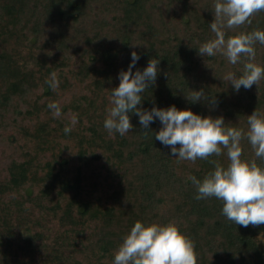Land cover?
Masks as SVG:
<instances>
[{"label":"trees","instance_id":"obj_1","mask_svg":"<svg viewBox=\"0 0 264 264\" xmlns=\"http://www.w3.org/2000/svg\"><path fill=\"white\" fill-rule=\"evenodd\" d=\"M214 4L0 0V147L8 154V174L0 178L2 264H28L25 258L36 252L37 264H113L114 252L138 220L178 222L194 243L197 264H264L258 241L264 224L236 225L222 214V201L195 199V185L187 179H202L214 167L211 161L227 165L226 149L207 159L180 160L155 140L159 120L144 130L133 113L134 126L123 136L109 135L103 126L118 72L127 68L133 48L140 54L137 68L160 59L161 71L142 108L175 104L222 115L227 126L245 131L248 114L255 108L264 112V79L236 92L226 78L241 74L244 58L230 64L220 52L205 58L197 52L215 36ZM250 21L225 29L226 35L264 30V10ZM254 47L255 61L264 64V44ZM53 74L55 89L47 83ZM74 79L81 91L64 100ZM199 89L208 99L190 101L187 96ZM52 102L61 106L59 117L48 108ZM241 146L243 157L255 158L246 138ZM10 192L21 196L10 197L14 206L4 200ZM43 215L63 229L44 237Z\"/></svg>","mask_w":264,"mask_h":264},{"label":"clouds","instance_id":"obj_2","mask_svg":"<svg viewBox=\"0 0 264 264\" xmlns=\"http://www.w3.org/2000/svg\"><path fill=\"white\" fill-rule=\"evenodd\" d=\"M264 10V0H215L214 20L210 29L214 38L196 47L202 57L222 53L230 64L245 59L239 76L230 73L226 78L232 88L239 92L241 87L250 89L264 79V64L255 61L259 42L264 44V30L238 32L227 36L225 29L250 23V17ZM136 45V44H133ZM127 68L118 72L119 84L112 88L111 106L103 122L109 135L114 132L121 136L133 128L131 114H136L142 129H151L153 121L159 120L161 127L155 131V140L170 148V155L180 160L196 161L207 159L212 154L221 155L226 149L227 165L214 164L204 177L190 175L187 179L195 185V199L210 197L223 202L222 214L236 225L247 227L264 224V112L258 109L248 114L247 130L227 126L222 115L213 116L194 112L191 108H179L175 104L161 107L156 105L142 108L145 92L154 84L161 71L160 59L150 58L143 69L137 68L140 54L133 48ZM135 69V70H134ZM47 83L55 89L53 77ZM210 94L204 89L195 90L187 98L196 102ZM218 102L213 101L211 107ZM52 114L61 115V106L52 102L48 105ZM65 125L64 132H71V125ZM246 138L254 149L255 158L242 155L241 140ZM113 264H197V254L192 239L181 229L178 222L166 223L136 221L123 237L114 252Z\"/></svg>","mask_w":264,"mask_h":264},{"label":"rangeland","instance_id":"obj_3","mask_svg":"<svg viewBox=\"0 0 264 264\" xmlns=\"http://www.w3.org/2000/svg\"><path fill=\"white\" fill-rule=\"evenodd\" d=\"M66 70H65V72H67ZM70 79H73V78H70ZM70 84H71L70 89L68 91H66L65 94H63V96H65L64 97V100H67V101L70 100L71 97L77 96L80 93V91H81L80 90V87H79V81H76L75 79H74V81L73 80H70ZM20 111H21V109H18V112L19 113H20ZM5 148L6 147H4V146H1L0 147V178L1 179L4 178V177H6L7 174H8L7 171L3 168L4 163L8 161V157H7L8 154L6 152H4V149ZM46 156L47 157L50 156V153H47ZM17 160H22V156L17 155ZM35 191H36V189L34 190V193H35ZM10 197H18V198H21V196L19 194H14L13 192L8 193L6 195V197H4V200L7 203L9 202L8 204H10V206H14V203L11 200H9ZM41 223L43 225H45V226H43V230L45 231L44 232V237L53 236V235L55 236L56 234H58L63 229L62 228V225L59 224L58 221L53 220L48 215H43V218L41 220ZM39 228H41V227H39ZM21 230H23V229H21ZM258 241H259V243H261V246H263V248H264V235H260L258 237ZM45 242L47 243L48 241H45ZM48 244H49V242H48ZM40 253L39 252H36L35 255H34V257H33V259L31 257H27V258H25V260H28V264H37V261L41 257L40 256L41 255ZM42 254H44V252H42ZM1 262H3V261H2V259L0 257V264H2ZM6 263H7V261L5 263H3V264H6ZM12 264H14V263H12Z\"/></svg>","mask_w":264,"mask_h":264}]
</instances>
